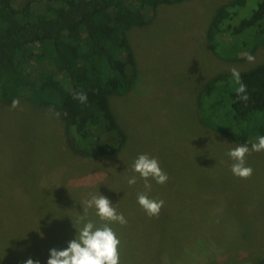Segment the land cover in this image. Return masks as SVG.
Here are the masks:
<instances>
[{"label": "rangeland", "instance_id": "rangeland-1", "mask_svg": "<svg viewBox=\"0 0 264 264\" xmlns=\"http://www.w3.org/2000/svg\"><path fill=\"white\" fill-rule=\"evenodd\" d=\"M223 1L158 4L128 33L135 86L110 104L129 137L121 154L80 156L67 146L56 109L22 97L16 108L0 104V264H47L49 250L66 248L83 226V202L98 194L127 220L110 224L121 241L120 264H256L264 257V151L249 146L245 166L253 173L234 176L227 153L241 144L201 125L194 102L211 75L264 60V43L254 62L211 53L205 30ZM140 154L157 159L168 176L164 184L149 180L148 197L164 201L158 216L137 202L145 192L132 170ZM95 211L87 219L100 226Z\"/></svg>", "mask_w": 264, "mask_h": 264}, {"label": "trees", "instance_id": "trees-1", "mask_svg": "<svg viewBox=\"0 0 264 264\" xmlns=\"http://www.w3.org/2000/svg\"><path fill=\"white\" fill-rule=\"evenodd\" d=\"M188 0H0V104L22 97L59 113L67 146L80 156H116L128 135L110 107L135 86L128 33L158 4ZM211 53L245 59L264 43V0H225L205 30ZM249 100L237 101L230 69L194 95L201 125L241 145L264 136V60L237 69ZM83 91L86 103L75 99ZM256 264H264V257Z\"/></svg>", "mask_w": 264, "mask_h": 264}, {"label": "clouds", "instance_id": "clouds-1", "mask_svg": "<svg viewBox=\"0 0 264 264\" xmlns=\"http://www.w3.org/2000/svg\"><path fill=\"white\" fill-rule=\"evenodd\" d=\"M245 58L249 62H254L255 57L246 54ZM231 76L237 85L235 92L237 101L244 102L249 100L247 93V85L242 82L240 72L236 68H232ZM81 103H86L87 94L83 91L77 93L74 97ZM19 100L14 99L11 103L12 108L19 106ZM59 116V113H56ZM252 152L264 151V136H258L256 142H249ZM250 153L248 144L240 145L231 149L227 155L234 161L231 165V172L234 176L241 179H248L253 173L251 167L245 166V156ZM134 173H138L139 177L144 181L145 192L137 195V202L149 217L158 216L164 205L163 200H155L148 197L147 192L151 191V183L149 180H155L157 184H164L168 180L167 173L164 172L157 159L150 158L147 154H140L134 160L132 165ZM135 175L127 179L129 186L136 184ZM84 212L78 216L77 223L83 226L70 240L67 247L63 250L52 248L49 250V258L47 264H120L119 245L120 239L115 231L110 227L112 223L125 225L127 220L122 213H118L111 202L105 196L98 194L92 195L83 202ZM94 208L95 215L105 223L96 226L94 222L87 219V210ZM24 264H39V261L27 259Z\"/></svg>", "mask_w": 264, "mask_h": 264}]
</instances>
